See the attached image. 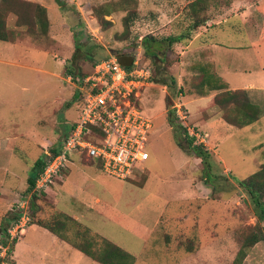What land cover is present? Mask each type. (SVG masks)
<instances>
[{
  "label": "rangeland",
  "instance_id": "374dc122",
  "mask_svg": "<svg viewBox=\"0 0 264 264\" xmlns=\"http://www.w3.org/2000/svg\"><path fill=\"white\" fill-rule=\"evenodd\" d=\"M40 1L50 6L45 31L39 22L19 25L7 1L0 0L10 40L30 42L47 53L46 59L42 52L38 60L20 57L23 68H8L9 75L0 77V88L5 90L0 98V138L6 141L0 150V191L13 186L19 200H27L35 160L78 119L77 76L67 74L68 65L82 75L113 54H138L140 62L176 79L174 87L155 82L141 93V105L153 118L147 144L150 157L142 163L143 171L121 180L88 158L73 160L49 189L36 194L35 206L28 209V225L37 219L53 223L68 214L65 234L70 243L80 233L97 234L131 252L134 264H232L253 226L264 229V220L238 183L264 163V91L249 95L261 106L258 120L240 127L235 123L241 112L233 105L218 104V91L199 95L194 80L197 65H192L197 60L186 51L191 39L160 48L156 59L145 56L141 39L181 34L192 21L188 13L193 0H62L63 5ZM105 11H109L107 22L101 23L96 12ZM92 50L94 55L89 56ZM261 62L246 65L252 72L224 76L234 86L252 80L264 87ZM174 109L176 123L192 131L211 152L207 169L201 158L178 144L169 120ZM6 195H0L8 201L0 203V246L8 241L2 226L9 227L20 212L17 201L12 203L17 195ZM27 230L29 243L34 235L41 240H34L37 252L17 247L18 264H101L45 228ZM0 264H14L13 253H7L4 263L0 256ZM244 264H264V240L247 248Z\"/></svg>",
  "mask_w": 264,
  "mask_h": 264
},
{
  "label": "built area",
  "instance_id": "2783aa9c",
  "mask_svg": "<svg viewBox=\"0 0 264 264\" xmlns=\"http://www.w3.org/2000/svg\"><path fill=\"white\" fill-rule=\"evenodd\" d=\"M133 56L130 66L122 65L117 54L101 59L77 82L83 93L79 117L71 125L61 151H45L46 165L28 199L17 201L22 215L7 230L9 244L26 233L33 195L49 189L73 160L100 162L106 174L121 180L135 178L143 171L142 163L150 157L147 144L153 118L141 105V93L155 81L152 66L140 62L138 54ZM0 248L4 263L8 246Z\"/></svg>",
  "mask_w": 264,
  "mask_h": 264
},
{
  "label": "trees",
  "instance_id": "16d2710c",
  "mask_svg": "<svg viewBox=\"0 0 264 264\" xmlns=\"http://www.w3.org/2000/svg\"><path fill=\"white\" fill-rule=\"evenodd\" d=\"M6 1L9 5L8 11L15 12V14L18 16L17 22L19 23V25L30 26L34 23L39 22L44 31L45 29H47V27H49L50 20L48 16V10L44 5L29 0ZM56 2L59 5H63L62 0H56ZM205 2L206 0H193L190 3V13L188 14H190L192 21L190 25L186 27L185 31H183L181 34L170 35L163 39L152 35L144 36L141 39L140 45H142L143 47L145 56L151 59H156V52L159 51L160 48H165V46L167 45L172 46L174 43L183 42L184 40H190L192 38V34H194V32H196L200 26L204 25L208 19V7L206 6ZM106 15H109V11H105L103 13L96 12L98 21H100L101 23L107 22V20L105 19ZM5 17V15L0 13V40L10 39ZM129 21H131L130 15H128V17L126 18L127 27H129L130 24ZM156 44H159V46H157ZM92 55H94L93 50L91 51L89 56ZM156 63L157 62L155 61L154 64ZM194 70V80H198L197 88L198 90H200L199 95L206 96L209 95L212 91H218L215 95L216 100L219 101V103L217 102L218 104L224 107L227 105H233L235 110L241 112L242 118L235 124L243 127L258 120L261 114V106L260 104L249 99V93L247 90L228 89V84L223 81L216 72H213L211 67L209 66L203 65L199 68L194 67ZM153 73L155 82H160L167 87H174V84H176V79L174 76L166 75L167 72L165 70H161V68L157 66L153 67ZM67 74H75V76H77L78 82L80 81V79H83L88 73L80 75L79 72L75 71V67L70 64L68 65ZM168 77H170V81ZM82 94L83 93L77 88L75 99L77 101L79 100L80 107L82 106L83 101ZM174 117H176L175 109L169 112V120L173 126V130L176 131L175 136L178 144L186 151L189 150L188 152H191L201 158L202 162L206 164H204L205 169H207V166L210 167V164H207L205 162L211 153L209 149L203 143H198L195 136L189 135L187 127H184L180 123H176ZM69 131L70 128L66 130L62 139L50 148L53 153H58L61 151ZM91 161L95 163L93 160ZM45 165L46 154L44 153L41 157L35 160L34 164L31 167L28 176V192H30L35 187L37 178L43 171ZM97 165L101 167L100 162H97ZM206 174L208 177H210L207 172ZM238 183L248 193L259 218L264 220V163L261 164L258 169L248 177L238 180ZM36 194L37 193H35L32 197L31 207L35 206L36 204ZM21 215L22 213L19 212V214H16L15 219L18 220ZM62 216L63 219L61 218ZM69 218L71 219L68 214H64L59 216L58 218L53 219V223H50V221L46 222L41 219H37L36 221H33V223L47 228L49 231H51L61 239L70 243L67 234H65L68 228L67 220H70ZM73 219L75 220V218L72 217V220ZM8 228L9 227L5 225L4 227L2 226V229L6 232ZM86 234L87 233H80L78 236V240L73 241L70 244L101 264H134L136 259L131 252L127 251L126 249L122 248L121 246L103 236L97 234H88L87 236H85ZM261 240H264V229H261L260 227L255 225L253 226L251 234L245 238L244 243L238 250L232 264H244L245 258L247 256V248L255 245ZM17 242L18 240H15L12 244H9L8 241H4V245L8 246V256H11V254L13 253Z\"/></svg>",
  "mask_w": 264,
  "mask_h": 264
},
{
  "label": "crops",
  "instance_id": "0c3cea01",
  "mask_svg": "<svg viewBox=\"0 0 264 264\" xmlns=\"http://www.w3.org/2000/svg\"><path fill=\"white\" fill-rule=\"evenodd\" d=\"M29 1L41 2L42 5L50 9L49 5L40 0ZM205 4L208 7V19L192 36L188 45L189 49L186 50L197 60L192 65L196 64L197 68L203 65L211 67L212 71L216 72L228 84L230 90L245 89L249 95L255 94L257 90L264 91V87L257 86L252 80L234 86L224 76V74L236 71L242 73L252 72V69L247 68L246 65L263 63L261 61H264V0H206ZM39 52H42V54ZM39 54L44 56L45 59L47 58V53L44 50H40L38 46L30 42L10 39L0 40V77L5 74L6 77L9 75L7 73L8 68L20 71L24 66L20 57L25 56L26 60L30 58L38 60L36 57ZM27 67L31 68L28 65ZM12 76L14 77L15 74H12ZM4 91L0 88V98L5 93ZM4 139V137L0 138V150L3 149L2 145L6 144ZM15 192L16 189L13 186L8 188L3 186L0 195L6 193L8 198L10 195L16 194L13 203L19 200V195ZM0 203L2 205L8 204V201L6 199L1 200L0 196ZM11 204H9L10 210L12 209ZM4 219L5 222L9 221V217ZM38 226L45 228L33 222L27 228H37ZM27 233L28 230L26 229V233L15 246L13 251L14 264H18L17 247L30 248L32 252L38 249L34 240H41V237L34 235L29 243L25 236ZM55 236L61 239L57 235Z\"/></svg>",
  "mask_w": 264,
  "mask_h": 264
},
{
  "label": "water",
  "instance_id": "95a60500",
  "mask_svg": "<svg viewBox=\"0 0 264 264\" xmlns=\"http://www.w3.org/2000/svg\"><path fill=\"white\" fill-rule=\"evenodd\" d=\"M117 58L122 65L130 66L134 61L132 54L118 53Z\"/></svg>",
  "mask_w": 264,
  "mask_h": 264
}]
</instances>
